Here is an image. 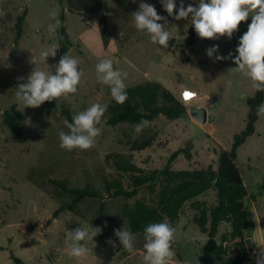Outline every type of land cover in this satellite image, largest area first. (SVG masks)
Segmentation results:
<instances>
[{"label": "rangeland", "instance_id": "obj_1", "mask_svg": "<svg viewBox=\"0 0 264 264\" xmlns=\"http://www.w3.org/2000/svg\"><path fill=\"white\" fill-rule=\"evenodd\" d=\"M67 1L0 0V264H17V260L23 264H143L144 237L136 236L135 251L130 254L123 249L114 230L123 226L129 228V222L122 215L127 202L145 200L156 207L160 186L153 188L155 192L150 186L140 188L130 201L114 197L113 191L108 189L110 184L121 181L124 189L132 186L131 176L119 171L116 161L124 159L151 174L168 166L173 153L183 151L170 164L173 170H205L213 166L210 163L215 158L211 150L215 154L217 145L188 118L191 117L189 107L188 117L169 120L158 116L151 121V127L140 134L128 123L109 125L110 108L115 100L108 86L97 81L95 66L100 60L110 58L115 70L128 74L124 80L126 89L157 82L173 95L185 85L201 95L211 96L209 104H204L210 107L211 126L208 128L216 130V138L229 143L245 130L248 102L257 91L248 78L228 71L236 67L232 59L215 61L214 57L207 56L206 49L218 45L216 54L237 55L235 49L251 17L240 24L231 40L227 37L201 39L190 19L175 20L168 16L161 0H135V3L133 0H103V16L112 34L111 43L105 47L98 28L99 17H89L84 23L80 15L69 11ZM141 2L154 5L158 14L167 18L171 33L167 49L152 43L146 32L136 29L133 13ZM175 3L178 11L180 0ZM183 3L185 7L196 6L198 0H183ZM53 9L57 10L71 42L67 54L79 59L78 69L83 76L75 94L44 102L38 108H24L15 97L16 88L18 83L27 82L34 68L47 69L39 57L54 39L47 30L48 24L54 22L49 15ZM21 16H25V21L22 36L17 39L16 25ZM57 43L56 56L47 58L49 65L57 64L62 57V44ZM32 57L35 64L30 63ZM20 77L24 79L18 80ZM228 80L232 81L230 88ZM94 103L107 106L102 118V134L95 139L94 147L61 149L58 132L69 131L64 120L72 122L74 114ZM14 106L31 118V126H25L22 136L15 135L4 121V113ZM256 125L257 133L238 150L241 166L249 158L264 161V117H260ZM145 142L150 146L138 151V145ZM56 183H64L70 189L88 188L98 197L76 202L75 196ZM213 193L211 190L202 196L211 206L217 195ZM186 211L176 223L173 262L223 263L222 259L204 251L206 236L191 216L195 210L189 206ZM79 222L84 227H100L103 231L93 237L94 243L87 242L93 252L74 258L69 255L72 245L69 231L81 227ZM228 231L230 226L222 224L218 238ZM109 239L115 241V248L107 243ZM252 240L256 261L255 253L264 248V244L258 234Z\"/></svg>", "mask_w": 264, "mask_h": 264}, {"label": "clouds", "instance_id": "obj_2", "mask_svg": "<svg viewBox=\"0 0 264 264\" xmlns=\"http://www.w3.org/2000/svg\"><path fill=\"white\" fill-rule=\"evenodd\" d=\"M135 3V0H133ZM164 10L168 16L175 20H191L197 36L201 39H219L227 37L229 40L239 29L242 22L251 17V23L247 31L240 37L233 57V53L228 56L216 54L219 46L214 45L206 49L209 58L215 61L232 59L236 67L229 68L228 71L239 73L241 76L251 81L252 87L257 92H264V0H198V4L193 6L189 4L185 7L183 0L177 11L175 0H161ZM54 20L47 26L48 33L54 37L48 50L40 53V61L47 66L46 70L36 68L27 77L26 83H18L15 97L21 102L24 108H38L44 102L58 100L61 97L67 98L69 94H75L78 91V85L81 82L83 72L78 69L80 63L76 57L65 53L55 65L47 63L48 57H55L59 49L58 40L63 36L58 30L62 27V22L58 19V12L53 9L49 13ZM135 27L141 32H146L154 44H158L164 49L169 47L171 33L167 27V18L158 14L154 5L141 2L139 9L133 13ZM164 21V23H160ZM214 54H216L214 56ZM34 57L30 63L35 64ZM10 67V65H9ZM96 79L99 83L108 86L111 97L118 104H124L127 99L126 84L124 80L127 73L115 70L113 61L110 58H104L96 64ZM54 69V73H53ZM23 77L18 80H23ZM227 86L232 87V81H227ZM187 94V98H186ZM197 93L184 90L183 98L187 102L196 97ZM107 111L106 105L94 103L85 110L72 116V122L64 120V125L69 130L58 132L59 147L67 151L89 150L94 147L95 139L102 134V118ZM257 117H264V103L257 106ZM23 123L31 126V118L26 117ZM151 127V121L142 119L139 123L133 125L136 134H140L144 129ZM80 223V222H79ZM81 224V223H80ZM102 228L81 227L69 231L72 241L69 255L74 258H81L93 252V249L87 247V242L92 241L93 237L101 234ZM115 236L123 249L128 253H134L136 244V235L123 226L114 230ZM176 228L165 218L162 222L150 223L144 228L142 253L143 264H173L175 256L172 245L175 241ZM94 243V242H93ZM113 248L116 247L115 241H107ZM256 264H264V248L255 253ZM187 264V262H186Z\"/></svg>", "mask_w": 264, "mask_h": 264}, {"label": "trees", "instance_id": "obj_3", "mask_svg": "<svg viewBox=\"0 0 264 264\" xmlns=\"http://www.w3.org/2000/svg\"><path fill=\"white\" fill-rule=\"evenodd\" d=\"M70 12L77 13L84 23L89 17H99L98 28L105 47L112 41V34L105 15L103 16V0H68ZM62 15V20H64ZM25 16L18 19L17 39L23 32ZM63 36L58 40L62 44L60 55L68 52L71 46L67 30L64 26L59 29ZM128 99L124 104L113 102L110 108L108 124L117 126L121 123L135 125L142 119L153 121L158 116H164L169 120H178L188 115L187 107L180 102L169 90L157 82H148L133 88L126 89ZM255 97L248 102L249 113L245 130L234 136L231 149L216 148L218 156V168L209 165L205 170H173L171 165L183 151L172 154L168 166L163 170L153 171L147 174L145 170L135 165L118 159L116 166L119 171L131 176V188L124 189L121 181H116L108 186L113 191L114 197H123L130 201L136 197L140 188L160 186L157 191V206L154 207L145 200H137L134 203L127 202L123 208V217L129 222V229L136 236L144 237V228L150 223L162 222L165 218L175 227L186 203H192L196 210L194 223L200 231L207 236L204 251L210 256L223 260L221 264H245L253 261V254L247 246L245 231L249 227L248 213L245 210L244 199L248 197V191L244 184L241 171L238 167V150L256 132V124L259 117L256 115L257 106L264 103V92H256ZM26 115L18 110L17 106L4 113L5 124L17 136H22L25 129ZM150 146L149 142L138 145V151ZM135 150V151H137ZM58 187L75 196L79 202L87 197H98L94 191L85 189H70L64 183H56ZM215 191L217 203L207 206L205 202L197 199L208 191ZM228 224V234L220 233V226ZM17 264H23L20 260ZM206 264H210L206 261Z\"/></svg>", "mask_w": 264, "mask_h": 264}, {"label": "crops", "instance_id": "obj_4", "mask_svg": "<svg viewBox=\"0 0 264 264\" xmlns=\"http://www.w3.org/2000/svg\"><path fill=\"white\" fill-rule=\"evenodd\" d=\"M183 88H189V87L182 85L181 91ZM181 91H179V93L177 95L174 94L175 97L179 100H180V96H181ZM194 91H196V90H194ZM198 96H199V99L196 100L194 103H192L189 106V108H191V107H206L208 109V116H207L208 122L205 125H200V124L196 123L192 117H188V116L187 117L191 121H193L195 124H197L201 127L203 133L206 134V136L208 137L210 142L217 145V148L220 147V148H223L225 150L231 149L233 140L229 141V143L222 142L220 139L216 138V136H215L216 130L213 129L212 127L208 128V126H211V124L209 122L210 107L208 105H204V104H207V103L209 104V102L211 100V96L201 95L200 93H198ZM203 99H204V102L202 101ZM199 101H201V102L199 103ZM256 128H257V125H256ZM256 133L257 132H255V134ZM252 137H250V138H252ZM209 140H207V141H209ZM246 143H247V141H246ZM211 151L213 154V158H215V159H211L210 164H212L214 166V168L217 169L218 168V166H217L218 165V157L216 154L213 153V150H211ZM237 164H238V167L241 171V174H242V177L244 180V184H245L247 191H248V197H245V199H244L245 210L247 211V213H248L247 216L249 218V227L245 231V237L252 241L253 248H254V243H253L252 239H254L256 234H258L260 236V240L264 244V236H263V234H264V231H263L264 230V161H263V159H251V158H249L243 163V166H241V162L239 159V151H238ZM213 194L215 195L216 192L214 191ZM216 196L217 195H215V197H214L213 205H215L217 203V201H216L217 197ZM197 201L206 202V200L202 196L199 197L197 199ZM206 204H207V206H211L209 203H206ZM189 206L192 207V203H186L184 205L183 214L185 212H187L186 210ZM193 210H195V209H193ZM250 211H251V213H250ZM183 214L181 213V216ZM195 214H196V210H195V213L191 214V216L193 217V216H195ZM250 215L254 216L253 217L254 222L251 220ZM181 216H180V218H181ZM180 218H179V220H180ZM252 226H254L253 231H252ZM175 227H176V225H175ZM206 238H207V236H206ZM206 242H207V239H206ZM206 242H205V244H206ZM205 244H204V246H205ZM204 246H203V248H204ZM254 252H255V249H254ZM129 259H130V257H129ZM174 264H176V263H174ZM245 264H256V261H254V259H253V261L251 263H245Z\"/></svg>", "mask_w": 264, "mask_h": 264}, {"label": "water", "instance_id": "obj_5", "mask_svg": "<svg viewBox=\"0 0 264 264\" xmlns=\"http://www.w3.org/2000/svg\"><path fill=\"white\" fill-rule=\"evenodd\" d=\"M189 114L200 125H205L208 122V109L206 107H191ZM246 240L250 253H254L252 241L249 239Z\"/></svg>", "mask_w": 264, "mask_h": 264}, {"label": "built area", "instance_id": "obj_6", "mask_svg": "<svg viewBox=\"0 0 264 264\" xmlns=\"http://www.w3.org/2000/svg\"><path fill=\"white\" fill-rule=\"evenodd\" d=\"M189 90V91H193V92H195V93H197L196 91H194V90H192V89H190V88H183L182 89V91H181V96H180V102L182 103V104H184L187 108L192 104V103H194L196 100H198L199 99V96H198V93H197V95H196V97H194V98H191L189 101H185L184 100V98H183V92H184V90Z\"/></svg>", "mask_w": 264, "mask_h": 264}, {"label": "snow or ice", "instance_id": "obj_7", "mask_svg": "<svg viewBox=\"0 0 264 264\" xmlns=\"http://www.w3.org/2000/svg\"><path fill=\"white\" fill-rule=\"evenodd\" d=\"M186 98H187V94H186Z\"/></svg>", "mask_w": 264, "mask_h": 264}]
</instances>
